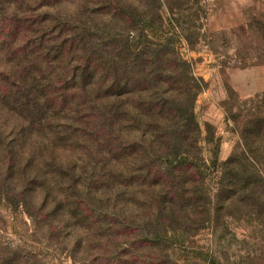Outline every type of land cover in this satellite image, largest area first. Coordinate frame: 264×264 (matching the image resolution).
I'll use <instances>...</instances> for the list:
<instances>
[{"label": "trees", "instance_id": "trees-1", "mask_svg": "<svg viewBox=\"0 0 264 264\" xmlns=\"http://www.w3.org/2000/svg\"><path fill=\"white\" fill-rule=\"evenodd\" d=\"M148 2L0 0V127L17 144L4 147L8 175L19 168L24 199L38 190L57 217L93 231V248L118 226L114 240L135 234V247L161 248L176 238L162 225L183 222V235L197 234L234 205L264 224V176L253 160L228 159L216 202L206 193L198 81L151 39L162 16L148 17ZM124 201L155 225L146 240L121 213Z\"/></svg>", "mask_w": 264, "mask_h": 264}, {"label": "rangeland", "instance_id": "rangeland-1", "mask_svg": "<svg viewBox=\"0 0 264 264\" xmlns=\"http://www.w3.org/2000/svg\"><path fill=\"white\" fill-rule=\"evenodd\" d=\"M157 12L162 21L150 24L155 28L148 31L151 39L164 42L171 59L174 50L198 81L194 113L203 132L205 191L215 203L228 159L253 160L264 176V0H150L148 17ZM10 129L0 127V264H208V253L222 264H264L263 220L243 205L216 213L219 218L212 216L197 234L183 235V222L172 229L162 225L161 233L176 238L161 248L135 247V234L114 240L122 226L93 248L100 240L95 233L81 231L74 219L57 217L56 205L43 203L38 190L23 198L21 171L8 175L4 157V147L17 145L6 137ZM15 151L23 155L20 148ZM87 206L104 211L91 200ZM121 209L141 239L157 231L150 219L142 223L136 206L124 201Z\"/></svg>", "mask_w": 264, "mask_h": 264}]
</instances>
